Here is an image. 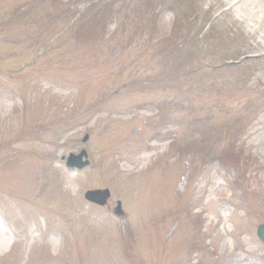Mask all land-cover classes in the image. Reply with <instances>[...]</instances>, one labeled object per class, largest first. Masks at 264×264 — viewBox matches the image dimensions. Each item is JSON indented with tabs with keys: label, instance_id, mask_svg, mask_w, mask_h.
Instances as JSON below:
<instances>
[{
	"label": "rangeland",
	"instance_id": "rangeland-1",
	"mask_svg": "<svg viewBox=\"0 0 264 264\" xmlns=\"http://www.w3.org/2000/svg\"><path fill=\"white\" fill-rule=\"evenodd\" d=\"M221 11L0 0V264H264V52Z\"/></svg>",
	"mask_w": 264,
	"mask_h": 264
},
{
	"label": "bare ground",
	"instance_id": "bare-ground-1",
	"mask_svg": "<svg viewBox=\"0 0 264 264\" xmlns=\"http://www.w3.org/2000/svg\"><path fill=\"white\" fill-rule=\"evenodd\" d=\"M210 7L222 10L219 16L229 17L230 22L243 27L252 40L258 39L249 51L258 53L254 57L262 58L264 52V0H202ZM220 19V20H221Z\"/></svg>",
	"mask_w": 264,
	"mask_h": 264
},
{
	"label": "water",
	"instance_id": "water-1",
	"mask_svg": "<svg viewBox=\"0 0 264 264\" xmlns=\"http://www.w3.org/2000/svg\"><path fill=\"white\" fill-rule=\"evenodd\" d=\"M87 141L88 135H85L81 142L86 143ZM61 160L65 162L66 168L78 171L85 169L90 164L88 154L84 149H82L78 154L71 153V155L69 154L67 157L63 156ZM83 196L86 202L98 207H104V205L106 206L108 203L111 193L108 189H95L86 191ZM113 214L117 217H124V212L119 201L113 209ZM256 229L257 237L264 245V224L259 225Z\"/></svg>",
	"mask_w": 264,
	"mask_h": 264
},
{
	"label": "trees",
	"instance_id": "trees-1",
	"mask_svg": "<svg viewBox=\"0 0 264 264\" xmlns=\"http://www.w3.org/2000/svg\"><path fill=\"white\" fill-rule=\"evenodd\" d=\"M67 17H68V13L65 12V11H61V12H58V14H56L54 17L53 16H50V20L49 21H51V22H58L59 20L65 19ZM234 156L237 157V154L234 153Z\"/></svg>",
	"mask_w": 264,
	"mask_h": 264
}]
</instances>
